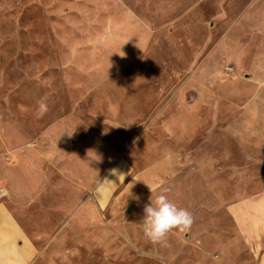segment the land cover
I'll list each match as a JSON object with an SVG mask.
<instances>
[{
	"label": "rangeland",
	"instance_id": "374dc122",
	"mask_svg": "<svg viewBox=\"0 0 264 264\" xmlns=\"http://www.w3.org/2000/svg\"><path fill=\"white\" fill-rule=\"evenodd\" d=\"M253 79L264 0H0V179L41 186L0 202L30 264H264L233 214L264 191V144L226 132ZM164 189L194 223L162 246L140 221Z\"/></svg>",
	"mask_w": 264,
	"mask_h": 264
},
{
	"label": "crops",
	"instance_id": "0c3cea01",
	"mask_svg": "<svg viewBox=\"0 0 264 264\" xmlns=\"http://www.w3.org/2000/svg\"><path fill=\"white\" fill-rule=\"evenodd\" d=\"M262 83L257 94L252 95L242 106L236 117L228 120L226 127L227 135L242 138L245 152L251 151L254 145V137H258L264 144V79H253ZM252 137V138H247ZM16 149H8L13 154ZM125 163L115 170L110 181L113 182L127 170ZM36 175V174H35ZM34 173L21 179L20 177H6L4 181L0 179V189H4L13 199H20L24 193L34 194L40 185L36 184ZM11 182V183H10ZM43 185V184H41ZM46 186V183H44ZM43 186L42 190H45ZM236 206L234 218L243 233L244 237L256 242L259 248H264L259 242L264 236V191L253 196H242ZM36 255V248L31 243L24 227L15 216L9 206L0 202V264H30Z\"/></svg>",
	"mask_w": 264,
	"mask_h": 264
},
{
	"label": "clouds",
	"instance_id": "9594fccd",
	"mask_svg": "<svg viewBox=\"0 0 264 264\" xmlns=\"http://www.w3.org/2000/svg\"><path fill=\"white\" fill-rule=\"evenodd\" d=\"M44 107L46 109V105ZM167 191L164 189L154 200L150 199V203L143 208L144 215L140 221L145 238L153 244L162 246L166 245L169 234L174 230L185 232L194 223L192 213L171 201L166 194ZM135 199L139 202V197Z\"/></svg>",
	"mask_w": 264,
	"mask_h": 264
}]
</instances>
